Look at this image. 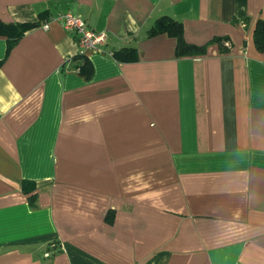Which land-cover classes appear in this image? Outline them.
Masks as SVG:
<instances>
[{"label":"crops","instance_id":"crops-1","mask_svg":"<svg viewBox=\"0 0 264 264\" xmlns=\"http://www.w3.org/2000/svg\"><path fill=\"white\" fill-rule=\"evenodd\" d=\"M67 10L106 31L97 50ZM162 16L204 52L151 32ZM257 19L264 0H0L33 23L0 34V264H264Z\"/></svg>","mask_w":264,"mask_h":264},{"label":"trees","instance_id":"trees-1","mask_svg":"<svg viewBox=\"0 0 264 264\" xmlns=\"http://www.w3.org/2000/svg\"><path fill=\"white\" fill-rule=\"evenodd\" d=\"M33 26V23H19V22H4L0 20V34L8 37L7 48L13 46L18 38L25 30ZM151 32H167L177 38L176 51L178 54H194L204 52L205 45H195L184 40L182 35L181 23L173 18L162 16L156 20V23ZM224 37H215L214 40L218 42L221 50H226V46L222 44ZM253 40L257 49L264 50V20L257 19L253 31ZM135 46H123L119 50L113 52L115 58L119 61H131L136 59ZM82 60L77 65L78 71L88 78L91 73V64L88 59L82 55H78ZM29 201L34 204V194L30 195Z\"/></svg>","mask_w":264,"mask_h":264},{"label":"built area","instance_id":"built-area-1","mask_svg":"<svg viewBox=\"0 0 264 264\" xmlns=\"http://www.w3.org/2000/svg\"><path fill=\"white\" fill-rule=\"evenodd\" d=\"M51 18L59 20L66 31L73 32L80 52L97 50L106 38V31L93 30L80 15L71 10L59 12ZM48 22L49 19L44 20L41 27L47 28ZM45 255H48V252Z\"/></svg>","mask_w":264,"mask_h":264}]
</instances>
